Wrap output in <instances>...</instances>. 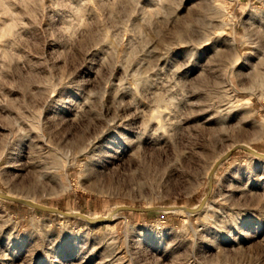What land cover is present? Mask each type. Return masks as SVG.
Listing matches in <instances>:
<instances>
[{
  "label": "rangeland",
  "instance_id": "1",
  "mask_svg": "<svg viewBox=\"0 0 264 264\" xmlns=\"http://www.w3.org/2000/svg\"><path fill=\"white\" fill-rule=\"evenodd\" d=\"M254 151L264 0H0V264H264Z\"/></svg>",
  "mask_w": 264,
  "mask_h": 264
},
{
  "label": "bare ground",
  "instance_id": "2",
  "mask_svg": "<svg viewBox=\"0 0 264 264\" xmlns=\"http://www.w3.org/2000/svg\"><path fill=\"white\" fill-rule=\"evenodd\" d=\"M254 153H256L255 151H254ZM258 156H260V157H264L263 155H261V154H258V153H256ZM42 176V175H41ZM51 176H52V178L53 177H56V176H54L53 174H51ZM46 177V176H45ZM0 196L2 197V198H5V199H8V197H6V196H4V195H2V194H0ZM8 200H10V199H8ZM13 201H15V200H13ZM25 204V203H24ZM27 204H29V205H37V204H34V203H27ZM39 206H41V205H39ZM41 207H44V208H46V206H41ZM105 222H107L108 224L111 222L110 220H106Z\"/></svg>",
  "mask_w": 264,
  "mask_h": 264
},
{
  "label": "water",
  "instance_id": "3",
  "mask_svg": "<svg viewBox=\"0 0 264 264\" xmlns=\"http://www.w3.org/2000/svg\"><path fill=\"white\" fill-rule=\"evenodd\" d=\"M32 206H35V207H38V208H42V209H45V210H51V209L48 208V207L44 208V207H41V206H39V205H32ZM65 214H66V213H65Z\"/></svg>",
  "mask_w": 264,
  "mask_h": 264
}]
</instances>
